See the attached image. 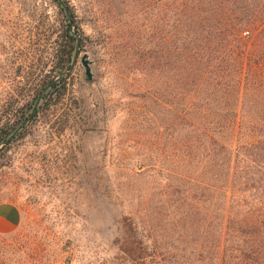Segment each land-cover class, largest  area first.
Instances as JSON below:
<instances>
[{
    "label": "rangeland",
    "instance_id": "374dc122",
    "mask_svg": "<svg viewBox=\"0 0 264 264\" xmlns=\"http://www.w3.org/2000/svg\"><path fill=\"white\" fill-rule=\"evenodd\" d=\"M65 1L88 37L80 51L92 77L79 57L63 98L0 151V202L16 204L22 215L15 230L0 234V264H138L149 223L161 243L185 248L192 236L184 229L193 228L180 220L181 209L152 195L145 167L134 165L149 146L150 115L148 101L133 96L140 82L128 58L138 54L125 47L152 52L155 0ZM60 11L54 0H0L1 122L48 71ZM141 118L147 131L139 133Z\"/></svg>",
    "mask_w": 264,
    "mask_h": 264
},
{
    "label": "trees",
    "instance_id": "16d2710c",
    "mask_svg": "<svg viewBox=\"0 0 264 264\" xmlns=\"http://www.w3.org/2000/svg\"><path fill=\"white\" fill-rule=\"evenodd\" d=\"M154 6L159 35L152 52L142 44L125 47L138 54L128 58L140 82L133 96L148 101L152 130L134 165L145 167L152 195L181 209L180 220L193 229H184L192 236L187 247L170 249L153 223L142 226L138 264H264V0H155ZM60 15L58 35H49V69L40 72L29 100L10 106L15 112L0 121V141L71 63L75 39ZM77 30L83 51L88 37ZM66 78L46 92L33 120L63 98ZM145 128L141 118L139 133Z\"/></svg>",
    "mask_w": 264,
    "mask_h": 264
},
{
    "label": "water",
    "instance_id": "95a60500",
    "mask_svg": "<svg viewBox=\"0 0 264 264\" xmlns=\"http://www.w3.org/2000/svg\"><path fill=\"white\" fill-rule=\"evenodd\" d=\"M56 2L59 4L66 20H67V24H68V32L69 34L74 37L75 39V46H74V52H73V56H72V60L71 63L69 65V67L65 70H63L61 73H59L58 75H56L54 78H52L51 81H49L38 93L32 108L29 112V114L12 130V132L2 141H0V151L6 146L8 145L11 140H13L18 133L31 121V119L33 118L34 114L36 113L40 102L42 101L44 95L46 94V92L48 90H50L53 86L57 85L58 83H60L62 81V79L66 78L75 68L78 58H79V62L82 65V67L84 68V73L87 77L88 80L91 79L92 74L90 71V62L88 59L87 54H81L80 51V41H81V37L78 33L77 27L75 26L73 20H72V16L71 13L69 11L68 5L66 3L65 0H56Z\"/></svg>",
    "mask_w": 264,
    "mask_h": 264
},
{
    "label": "crops",
    "instance_id": "0c3cea01",
    "mask_svg": "<svg viewBox=\"0 0 264 264\" xmlns=\"http://www.w3.org/2000/svg\"><path fill=\"white\" fill-rule=\"evenodd\" d=\"M20 208L9 201L0 202V234H8L21 223Z\"/></svg>",
    "mask_w": 264,
    "mask_h": 264
}]
</instances>
